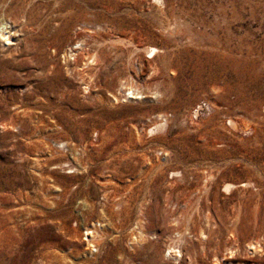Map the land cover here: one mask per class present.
<instances>
[{
    "label": "rangeland",
    "instance_id": "rangeland-1",
    "mask_svg": "<svg viewBox=\"0 0 264 264\" xmlns=\"http://www.w3.org/2000/svg\"><path fill=\"white\" fill-rule=\"evenodd\" d=\"M263 108L264 0H0V264H264Z\"/></svg>",
    "mask_w": 264,
    "mask_h": 264
},
{
    "label": "built area",
    "instance_id": "built-area-1",
    "mask_svg": "<svg viewBox=\"0 0 264 264\" xmlns=\"http://www.w3.org/2000/svg\"><path fill=\"white\" fill-rule=\"evenodd\" d=\"M212 106L211 104L206 100H201L198 102L195 106H193L190 111L188 112V115L191 119L197 120L202 117H206L211 114L212 112ZM264 110V108H263ZM163 151L157 152V155H162ZM94 232V227L88 228L85 233V240L88 241L89 236L92 237V234Z\"/></svg>",
    "mask_w": 264,
    "mask_h": 264
},
{
    "label": "bare ground",
    "instance_id": "bare-ground-1",
    "mask_svg": "<svg viewBox=\"0 0 264 264\" xmlns=\"http://www.w3.org/2000/svg\"><path fill=\"white\" fill-rule=\"evenodd\" d=\"M132 97H134V96L132 95Z\"/></svg>",
    "mask_w": 264,
    "mask_h": 264
}]
</instances>
